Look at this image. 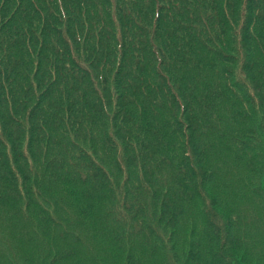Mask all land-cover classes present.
I'll return each mask as SVG.
<instances>
[{
    "label": "trees",
    "instance_id": "obj_1",
    "mask_svg": "<svg viewBox=\"0 0 264 264\" xmlns=\"http://www.w3.org/2000/svg\"><path fill=\"white\" fill-rule=\"evenodd\" d=\"M249 153L264 0H0V264H264Z\"/></svg>",
    "mask_w": 264,
    "mask_h": 264
},
{
    "label": "rangeland",
    "instance_id": "obj_2",
    "mask_svg": "<svg viewBox=\"0 0 264 264\" xmlns=\"http://www.w3.org/2000/svg\"><path fill=\"white\" fill-rule=\"evenodd\" d=\"M249 155L247 157V163L241 166L242 172L240 173L241 179L245 188V201L239 203L238 200H235L237 203H233V209L239 211L241 218L239 220L243 222L244 228L240 236L242 238L252 239L257 246H254V250L257 251L261 243L258 239V234L264 232V212L262 211L263 201V192L260 189V176L249 166L250 161ZM251 160V157H250ZM262 209V210H261ZM247 211V214H243ZM247 230V232H244Z\"/></svg>",
    "mask_w": 264,
    "mask_h": 264
}]
</instances>
